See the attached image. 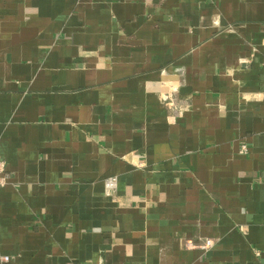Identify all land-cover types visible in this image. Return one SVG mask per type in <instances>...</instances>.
Listing matches in <instances>:
<instances>
[{
    "label": "crops",
    "instance_id": "1",
    "mask_svg": "<svg viewBox=\"0 0 264 264\" xmlns=\"http://www.w3.org/2000/svg\"><path fill=\"white\" fill-rule=\"evenodd\" d=\"M0 157V264H264V0H0Z\"/></svg>",
    "mask_w": 264,
    "mask_h": 264
},
{
    "label": "built area",
    "instance_id": "2",
    "mask_svg": "<svg viewBox=\"0 0 264 264\" xmlns=\"http://www.w3.org/2000/svg\"><path fill=\"white\" fill-rule=\"evenodd\" d=\"M245 150V147H243V151ZM6 183V175H5V161L0 157V189L5 185ZM106 184L109 186L114 185V179H109L106 181ZM212 245V241L210 239H205L201 243H199L197 246L201 249H207ZM185 246L187 247H193L196 246L193 241H186ZM10 256L4 255L1 257L2 261H9ZM66 264H80L78 262H71L68 261Z\"/></svg>",
    "mask_w": 264,
    "mask_h": 264
}]
</instances>
